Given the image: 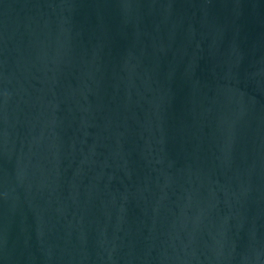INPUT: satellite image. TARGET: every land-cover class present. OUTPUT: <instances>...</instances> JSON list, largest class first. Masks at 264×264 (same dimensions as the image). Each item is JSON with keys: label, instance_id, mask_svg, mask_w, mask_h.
Returning <instances> with one entry per match:
<instances>
[{"label": "water", "instance_id": "water-1", "mask_svg": "<svg viewBox=\"0 0 264 264\" xmlns=\"http://www.w3.org/2000/svg\"><path fill=\"white\" fill-rule=\"evenodd\" d=\"M0 264H264V0H0Z\"/></svg>", "mask_w": 264, "mask_h": 264}]
</instances>
